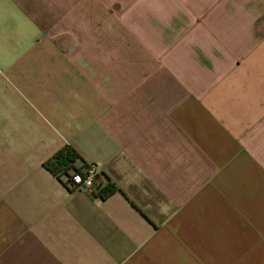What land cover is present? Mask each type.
Here are the masks:
<instances>
[{
    "label": "crops",
    "instance_id": "obj_1",
    "mask_svg": "<svg viewBox=\"0 0 264 264\" xmlns=\"http://www.w3.org/2000/svg\"><path fill=\"white\" fill-rule=\"evenodd\" d=\"M0 264H264V0H0Z\"/></svg>",
    "mask_w": 264,
    "mask_h": 264
},
{
    "label": "trees",
    "instance_id": "obj_2",
    "mask_svg": "<svg viewBox=\"0 0 264 264\" xmlns=\"http://www.w3.org/2000/svg\"><path fill=\"white\" fill-rule=\"evenodd\" d=\"M43 167L59 180L69 191L82 189V184L89 176L93 165L88 164L71 145H65L52 155ZM92 194L101 200L110 197L118 191L110 179L99 173L95 176Z\"/></svg>",
    "mask_w": 264,
    "mask_h": 264
},
{
    "label": "built area",
    "instance_id": "obj_3",
    "mask_svg": "<svg viewBox=\"0 0 264 264\" xmlns=\"http://www.w3.org/2000/svg\"><path fill=\"white\" fill-rule=\"evenodd\" d=\"M97 174L98 171L95 168L91 167V169L89 170V176L85 179L81 187L87 190L92 189L95 185L94 179Z\"/></svg>",
    "mask_w": 264,
    "mask_h": 264
}]
</instances>
